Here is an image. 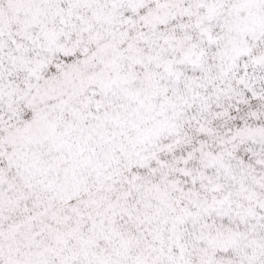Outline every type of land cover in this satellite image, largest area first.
<instances>
[{"label":"snow or ice","instance_id":"snow-or-ice-1","mask_svg":"<svg viewBox=\"0 0 264 264\" xmlns=\"http://www.w3.org/2000/svg\"><path fill=\"white\" fill-rule=\"evenodd\" d=\"M0 264H264V0H0Z\"/></svg>","mask_w":264,"mask_h":264}]
</instances>
